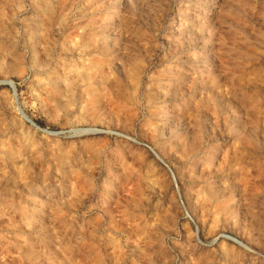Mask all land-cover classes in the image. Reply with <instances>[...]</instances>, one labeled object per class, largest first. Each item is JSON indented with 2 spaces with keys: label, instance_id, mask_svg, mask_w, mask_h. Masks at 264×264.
Masks as SVG:
<instances>
[{
  "label": "rangeland",
  "instance_id": "rangeland-1",
  "mask_svg": "<svg viewBox=\"0 0 264 264\" xmlns=\"http://www.w3.org/2000/svg\"><path fill=\"white\" fill-rule=\"evenodd\" d=\"M0 264H264V0H0Z\"/></svg>",
  "mask_w": 264,
  "mask_h": 264
},
{
  "label": "water",
  "instance_id": "water-1",
  "mask_svg": "<svg viewBox=\"0 0 264 264\" xmlns=\"http://www.w3.org/2000/svg\"><path fill=\"white\" fill-rule=\"evenodd\" d=\"M11 84H12V87H13V89H14V91H15V84H14V82L13 81H11L10 82ZM23 113V115H24V117L29 121V122H31L33 125H35V126H37L38 128H40V126H38L33 120H31L24 112H22ZM45 132L47 131V130H44Z\"/></svg>",
  "mask_w": 264,
  "mask_h": 264
}]
</instances>
